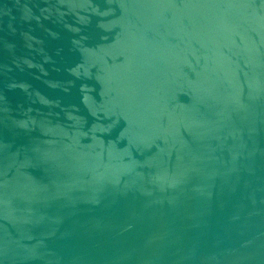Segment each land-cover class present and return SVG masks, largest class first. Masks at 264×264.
Here are the masks:
<instances>
[{"label":"water","instance_id":"obj_1","mask_svg":"<svg viewBox=\"0 0 264 264\" xmlns=\"http://www.w3.org/2000/svg\"><path fill=\"white\" fill-rule=\"evenodd\" d=\"M0 264H264V0H0Z\"/></svg>","mask_w":264,"mask_h":264}]
</instances>
